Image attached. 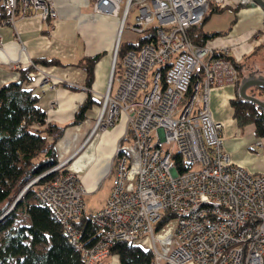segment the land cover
<instances>
[{
    "label": "built area",
    "instance_id": "2783aa9c",
    "mask_svg": "<svg viewBox=\"0 0 264 264\" xmlns=\"http://www.w3.org/2000/svg\"><path fill=\"white\" fill-rule=\"evenodd\" d=\"M236 1L239 6L252 4ZM225 2L93 1L94 14L120 16L119 34L135 9L127 29L144 35L145 42L120 58L118 88L111 96L119 41L113 53L94 129L103 132L121 116L125 129L112 156L115 174L109 195L90 217L97 241L78 247L81 264L106 258L116 242L140 239L149 243L151 264H264V174L250 173L230 160L223 150V125L209 110L211 88L233 86L236 67L227 49L214 52L192 44L188 37L210 6ZM0 3L3 25L13 26L17 17L37 15L47 23L56 17L49 1ZM12 63L15 69L17 63ZM49 78L42 74L41 85ZM252 149L264 158L262 140L255 139ZM84 194L77 176L64 171L44 182L37 193L74 246L79 239L74 223L84 210Z\"/></svg>",
    "mask_w": 264,
    "mask_h": 264
},
{
    "label": "crops",
    "instance_id": "0c3cea01",
    "mask_svg": "<svg viewBox=\"0 0 264 264\" xmlns=\"http://www.w3.org/2000/svg\"><path fill=\"white\" fill-rule=\"evenodd\" d=\"M45 1L52 3L56 14L50 23L41 21L35 15L17 17L13 26L1 24L4 14L0 3V87L6 83L17 82V69L27 67L28 61H58V65L39 64L27 89L38 97V107L46 112L47 122L63 128L61 138L54 146L55 158L58 163L67 162L64 172L74 173L85 189V214H88L85 197L96 193L103 181H110L103 201L99 207L94 208L90 214L92 215L104 206L109 195L115 174L112 156L125 129V119L121 116L110 130L92 132L99 112L98 106L110 77L117 40V20L94 14V0ZM226 3L230 5L226 9L228 11L238 6L236 0H226ZM208 10L198 30L204 34H218L208 38L204 47L214 52L227 49L230 60L237 63L240 71L244 73L242 77L250 73L264 76V64L258 63L255 58L259 54L258 48L264 45V12L253 4L242 5L236 13L214 15L215 13L208 14ZM21 46L24 47V52H21ZM95 56H98V60L96 59V65L91 64L92 76L89 81L82 63L85 58L92 59ZM10 62H16L18 66L15 69L10 68L7 66ZM42 74L50 76L47 85H41ZM257 89L259 88H249L246 93L254 96ZM236 95L238 96L237 91L235 94L234 85L211 88L209 110L214 121L222 123L223 126L228 122L236 124L230 106V101ZM87 101L90 105L84 118L79 123L72 124L78 110ZM230 135L231 131L227 127L225 130L223 128V150L230 160L246 170L250 169V173L264 174V158L253 152L252 155L237 152L236 148L241 140L239 137L230 139ZM251 136L252 139L248 140L247 145L253 144L255 140L252 130Z\"/></svg>",
    "mask_w": 264,
    "mask_h": 264
},
{
    "label": "trees",
    "instance_id": "16d2710c",
    "mask_svg": "<svg viewBox=\"0 0 264 264\" xmlns=\"http://www.w3.org/2000/svg\"><path fill=\"white\" fill-rule=\"evenodd\" d=\"M228 7L230 5L225 2L220 7L210 6L208 9L211 13H220ZM203 21L188 30L190 42L202 47L208 38L218 34H204L198 30ZM150 36L154 37L153 31ZM144 42L143 37L135 45L119 43L117 58H121L130 48H139ZM97 57L91 59L92 63ZM230 61L238 73L234 83L236 94L244 73L237 63ZM39 64L58 65V61L33 60L31 65L17 69V82L0 87V165L11 167L8 174L0 171V264H81V251L78 247L93 246L98 232L91 224V215L85 214L83 210L74 223L79 233L78 246L70 243L61 223L37 197L39 187L51 178V174L26 188L15 206L3 216L22 188L58 164L54 146L63 128L53 125L47 129L35 128L43 124L45 116L38 107V97L30 89L23 88L24 84L32 81ZM86 71L90 81L91 62ZM254 96L264 101V89H257ZM89 105L87 101L78 110L72 124L84 118ZM230 106L237 126L250 125L254 137L264 139V112L261 109L237 95L230 101ZM108 254L116 256L117 264H151L152 261L151 251L142 248L137 242H116Z\"/></svg>",
    "mask_w": 264,
    "mask_h": 264
},
{
    "label": "rangeland",
    "instance_id": "374dc122",
    "mask_svg": "<svg viewBox=\"0 0 264 264\" xmlns=\"http://www.w3.org/2000/svg\"><path fill=\"white\" fill-rule=\"evenodd\" d=\"M241 6L242 5H240V6L238 5L237 7L240 8ZM245 6H247V5H245ZM226 12L236 13L237 11L236 10H233V9H229V11L228 10H225L224 12H220V14L221 13L223 14V13H226ZM210 13H211L210 10H208V14H210ZM136 14H137V12H136L135 9H132L130 11V14L128 15V18H127V20L125 22V28L123 29V31L120 34H119L120 16L117 17V18H114L115 20H117L118 27H117V35H116V39L117 40H116V43H115V46H114L113 53L115 51L116 45L118 44V41H119V43H122V44L135 45V44H137L139 42L140 38H143L144 37V35H141V34L131 33L127 29V27L129 25H132L133 24V22H134V16ZM211 14H213V13H211ZM217 14L218 13H215L214 15H217ZM232 16H233V14H232ZM258 50H259V54L256 57L255 56L254 57L256 58V60L258 61V63L264 64V45H261V47H259ZM97 60L96 61H93L94 65H96ZM89 62H91V64H93L90 57L84 59V61L82 63L84 69L86 68V66H88ZM117 62L118 63H117V67H116V76L113 79L111 96H114V94H115V92H116V90L118 88L117 78L121 74V71H122L121 59L118 58V61ZM7 66H9L11 68L12 66H14V64L13 63L12 64H8ZM110 72H111V70H110ZM29 86H30V84H24L23 85V88H29ZM100 105H101V103H100ZM221 106H222V104H221ZM100 107L101 106H98L99 109H100ZM49 125L50 124L46 120L42 125H40V126H37L36 125L35 128L47 129ZM94 125L96 126L95 121H94V124H93L92 132L93 133H102V132L99 131V128L98 127H95L96 129H94ZM224 126L227 127L229 131H231V135H230L231 137H230V139H232L234 137H239L240 138L241 144H239L237 146V148H236L237 152H240V153H249L251 155H252V152L254 153L253 149L251 150L252 144L247 145L248 140L252 139V136H251L252 127L250 125L237 126L236 124L233 125L232 122H228L227 125L224 124ZM224 126H223V128L225 130V127ZM111 127L106 128L105 131L110 130ZM105 131H103V132H105ZM232 132H235L236 134L233 135ZM60 138L58 140H60ZM254 139H256V138H254ZM262 142H264V139H262ZM60 164H63V165H61V167H60L61 169L59 171H58V169L57 170H54L55 167H52L49 170H47L44 173H42L41 175H39L38 177H36L33 181H36V180L38 181L40 178L45 177L46 175H49V174H51V177H54L56 173H59L60 171H64V167L67 164V162L58 163L55 166H58ZM10 170H11V167L9 165L8 166L0 165V171H3V172H5V173L8 174L10 172ZM247 171H250V169H248ZM114 173H115V170H114ZM109 185H110V181H108V180L107 181H103V183L100 185V187H99V189H98V191L96 193H93V194L88 195V196L85 197V206H86L85 208L87 209V213L89 215L91 214V212H93L94 208L96 209V206L99 207L100 202L103 201V198H104L105 194L107 193V190H108ZM26 186L24 188H22V190L20 191V193L22 192V194H23V192L26 190L25 189ZM6 211H5V213H6ZM137 243L142 248L149 249V243L147 242L146 239H140ZM95 264H117V258H116V256H114L112 254H108L106 258L102 259L101 261L96 262ZM188 264H192V263H188Z\"/></svg>",
    "mask_w": 264,
    "mask_h": 264
},
{
    "label": "water",
    "instance_id": "95a60500",
    "mask_svg": "<svg viewBox=\"0 0 264 264\" xmlns=\"http://www.w3.org/2000/svg\"><path fill=\"white\" fill-rule=\"evenodd\" d=\"M250 1L252 2L253 5H256L257 7H259L264 12V1L263 0H250ZM249 88L264 89V76L257 75L255 73H250L247 76H244L241 78L239 85H238V88H237V94H238L239 98H241L244 101H247V102H250V103L256 105L259 109H261L264 112V101L254 97V96L248 95L246 93V91ZM33 183L32 182L29 183L26 186V188H28ZM21 195H22V192L17 196V198L12 203L11 207L6 211L5 214H3V216L6 215L15 206V204L17 203V201L19 200Z\"/></svg>",
    "mask_w": 264,
    "mask_h": 264
},
{
    "label": "bare ground",
    "instance_id": "6f19581e",
    "mask_svg": "<svg viewBox=\"0 0 264 264\" xmlns=\"http://www.w3.org/2000/svg\"><path fill=\"white\" fill-rule=\"evenodd\" d=\"M0 57H1V53H0Z\"/></svg>",
    "mask_w": 264,
    "mask_h": 264
},
{
    "label": "flooded vegetation",
    "instance_id": "af4514ba",
    "mask_svg": "<svg viewBox=\"0 0 264 264\" xmlns=\"http://www.w3.org/2000/svg\"><path fill=\"white\" fill-rule=\"evenodd\" d=\"M237 75H238V73H237ZM250 92V91H249ZM251 93V92H250Z\"/></svg>",
    "mask_w": 264,
    "mask_h": 264
}]
</instances>
